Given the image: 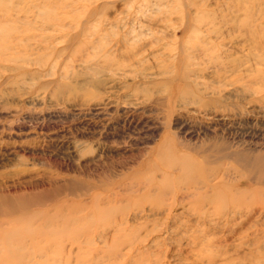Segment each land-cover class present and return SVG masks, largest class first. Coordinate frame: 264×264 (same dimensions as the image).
<instances>
[{"label":"rangeland","instance_id":"rangeland-1","mask_svg":"<svg viewBox=\"0 0 264 264\" xmlns=\"http://www.w3.org/2000/svg\"><path fill=\"white\" fill-rule=\"evenodd\" d=\"M0 264H264V0H0Z\"/></svg>","mask_w":264,"mask_h":264},{"label":"bare ground","instance_id":"bare-ground-1","mask_svg":"<svg viewBox=\"0 0 264 264\" xmlns=\"http://www.w3.org/2000/svg\"><path fill=\"white\" fill-rule=\"evenodd\" d=\"M136 53V52H135ZM105 54V53H104ZM104 54H103V56H104ZM137 55V54H136ZM231 167V166H230ZM198 170V169H197ZM225 173V172H224ZM255 182H256V180H255ZM243 183H247V182H243V181H240V182H235V183H232V187L231 188H234V187H237L238 188V186L239 185H241V184H243ZM259 183V182H258ZM234 186V187H233ZM162 187V186H161ZM196 188V187H195ZM162 189V188H161ZM236 189V188H235ZM217 193V192H216ZM246 193L245 192H242L240 195H242V196H244ZM222 195V194H221ZM234 195V194H233ZM219 196V195H218ZM236 196V195H235ZM232 197V196H231ZM224 201H226L225 199H224ZM231 208H235L234 206L233 207H231ZM232 211H236V209H233ZM199 259V258H198Z\"/></svg>","mask_w":264,"mask_h":264}]
</instances>
